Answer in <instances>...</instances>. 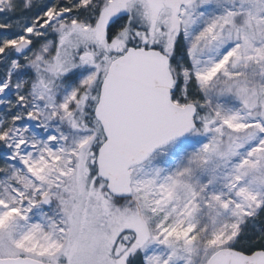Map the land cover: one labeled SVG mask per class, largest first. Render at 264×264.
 <instances>
[{
  "label": "snow or ice",
  "instance_id": "obj_1",
  "mask_svg": "<svg viewBox=\"0 0 264 264\" xmlns=\"http://www.w3.org/2000/svg\"><path fill=\"white\" fill-rule=\"evenodd\" d=\"M0 264H264V0H0Z\"/></svg>",
  "mask_w": 264,
  "mask_h": 264
}]
</instances>
